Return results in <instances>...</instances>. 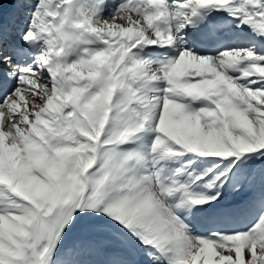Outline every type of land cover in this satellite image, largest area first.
<instances>
[{
  "label": "snow or ice",
  "instance_id": "1",
  "mask_svg": "<svg viewBox=\"0 0 264 264\" xmlns=\"http://www.w3.org/2000/svg\"><path fill=\"white\" fill-rule=\"evenodd\" d=\"M0 264H264V0H0Z\"/></svg>",
  "mask_w": 264,
  "mask_h": 264
}]
</instances>
